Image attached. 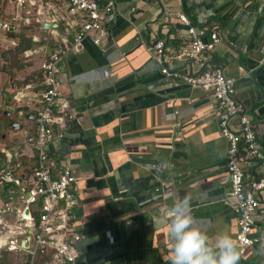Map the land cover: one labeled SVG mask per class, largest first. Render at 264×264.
<instances>
[{"label": "crops", "instance_id": "0c3cea01", "mask_svg": "<svg viewBox=\"0 0 264 264\" xmlns=\"http://www.w3.org/2000/svg\"><path fill=\"white\" fill-rule=\"evenodd\" d=\"M98 1L112 6L105 14L108 36L103 46L86 37L77 52L62 60L59 78L76 115L68 121L63 137L50 145L59 166L77 177L71 214L81 239L75 245L79 257L74 264H165L163 257L172 246L167 224L153 227L151 217L170 208L168 193L189 197L193 226L203 230L210 243L218 233L227 232L239 250L226 164L228 139L219 130L212 91L192 88L164 74L151 46L163 38L165 54L175 66L183 73L195 72L201 68L199 63L177 57L191 38L178 13L204 28L206 41L217 32L221 40L204 57L236 79L237 97L252 118L264 153V3L188 0L187 15L182 0ZM63 25L61 21L57 27L62 30ZM40 35L46 47L31 57L24 55L28 48L21 51L26 62L22 67L11 63L18 70L8 77L11 91L0 104V109L9 105L4 112L10 117L8 125L0 120V148H20L16 176L22 179H31L36 157L33 148L23 145L21 128L25 121L33 124L35 116L20 114L22 109L10 93L25 84L35 90L43 87L39 63L52 51L53 42L44 32ZM16 36L19 44L21 36L31 38L28 32ZM34 46L42 43L33 41ZM13 121L19 124L14 126ZM232 124L236 126L238 119ZM4 165L0 150V169ZM241 167L247 181L262 176L259 164L250 165L244 159ZM17 191L22 195L9 202L0 198V207L22 203L29 195L17 185L10 193ZM2 192L0 184V196ZM258 197L251 237L259 241L246 247L238 264H264V191ZM39 216L38 201L29 212V233L18 236L20 248L6 250L11 264L30 263L33 225ZM1 219L12 228L15 225L14 214L6 213ZM1 233L0 228V237ZM2 250L0 264H4ZM38 254L41 263L51 259L49 250L41 248Z\"/></svg>", "mask_w": 264, "mask_h": 264}, {"label": "built area", "instance_id": "2783aa9c", "mask_svg": "<svg viewBox=\"0 0 264 264\" xmlns=\"http://www.w3.org/2000/svg\"><path fill=\"white\" fill-rule=\"evenodd\" d=\"M260 1L264 3V0ZM111 9V5L101 4L98 0H0V52L19 45L16 35L23 32L29 33L31 41L42 43V46L26 49V57L36 55L46 47L40 32L53 42L52 51L39 63L43 87L35 90L31 84H25L17 87L12 97L17 108L22 109L20 114L35 113L34 123L25 121L21 128L23 145L35 150L36 164L31 179L16 176L21 166L20 148L16 151L5 145L0 148L5 158V165L0 169V184L14 182L29 194L22 203L0 207V217L6 213L15 215L13 228L0 220L3 238L0 249L20 248L18 236L29 233L31 206L40 202L39 221L33 225L34 249L29 264H74L79 257L75 245L81 236L72 226L71 214L75 205L72 186L77 177L69 168L60 167L50 153L54 139L63 137L68 121L76 115L59 73L62 60L77 52L86 37L103 46L108 36L105 14ZM178 17L187 24L191 38L181 47L177 57L197 62L201 68L195 72H181L172 57L165 54L163 38L157 40L151 50L164 74L180 78L192 88L212 91L218 108L219 130L228 139L226 164L231 180L230 197L234 200L232 209L238 219L236 239L241 256L246 247L259 241L251 237V232L255 226L258 194L264 191V153L258 146L252 118L237 97L236 79L227 76L219 64L204 57L212 53L221 37L213 31L211 39L206 41L203 39L204 28H197L183 13H178ZM61 21L64 22L62 30L57 26H43L45 22L60 25ZM234 118L238 119L236 126L232 124ZM244 159L250 165H261L262 176L250 177L247 181L241 167ZM41 248L51 252V259L44 263L36 258Z\"/></svg>", "mask_w": 264, "mask_h": 264}, {"label": "clouds", "instance_id": "9594fccd", "mask_svg": "<svg viewBox=\"0 0 264 264\" xmlns=\"http://www.w3.org/2000/svg\"><path fill=\"white\" fill-rule=\"evenodd\" d=\"M167 196L170 208L151 217L153 227L167 224L172 246L163 257L165 264H238L240 252L230 234L220 232L210 243L205 232L193 226L189 197Z\"/></svg>", "mask_w": 264, "mask_h": 264}, {"label": "rangeland", "instance_id": "374dc122", "mask_svg": "<svg viewBox=\"0 0 264 264\" xmlns=\"http://www.w3.org/2000/svg\"><path fill=\"white\" fill-rule=\"evenodd\" d=\"M12 62H14V65L16 66L18 64L26 63L24 61V58L21 57V51L19 50L11 51V53L8 54V57L3 56V52H0V104L4 103V99H5L4 96L11 91V84L9 83L10 80H8V77L12 75L11 72L13 73L15 70H18L17 68L15 67L13 68L11 66ZM28 62L31 63V61ZM38 71L39 70H35L37 75H40ZM20 72H25V71H20ZM8 104H11V102ZM8 109H9L8 106H6V108L0 109V120H4V122L6 121L7 125L10 117H8V115L5 114L4 110L6 111ZM2 252H3L2 258L4 259V264H11V256H9V252H7L6 250H2Z\"/></svg>", "mask_w": 264, "mask_h": 264}, {"label": "water", "instance_id": "95a60500", "mask_svg": "<svg viewBox=\"0 0 264 264\" xmlns=\"http://www.w3.org/2000/svg\"><path fill=\"white\" fill-rule=\"evenodd\" d=\"M45 27H49L51 26L49 23H44L43 24ZM52 26H57L56 23H53ZM14 96V91L12 93H10V97H13ZM8 114H11V112H8ZM29 117H34L35 116V113L34 112H31L28 114ZM14 126L15 124H19L18 121H13L12 123ZM16 186V184L14 182H4L3 184V192H2V195L0 196V198L3 199L4 202H9L15 198H17L18 196H21L22 195V192L21 191H17L15 193H10V190L12 188H14ZM0 256H1V251H0Z\"/></svg>", "mask_w": 264, "mask_h": 264}, {"label": "trees", "instance_id": "16d2710c", "mask_svg": "<svg viewBox=\"0 0 264 264\" xmlns=\"http://www.w3.org/2000/svg\"><path fill=\"white\" fill-rule=\"evenodd\" d=\"M182 4H183V9H184L185 13L187 15H190V9H189V6H188V0H182ZM32 46H33V41H31V38H26L24 36H21L20 44L17 47V50L23 51L24 49L32 47ZM10 53H11V50L5 51V52H3V56L8 57V54H10ZM19 65L20 64H18V67H22L23 64L21 66H19Z\"/></svg>", "mask_w": 264, "mask_h": 264}, {"label": "bare ground", "instance_id": "6f19581e", "mask_svg": "<svg viewBox=\"0 0 264 264\" xmlns=\"http://www.w3.org/2000/svg\"><path fill=\"white\" fill-rule=\"evenodd\" d=\"M2 241V239H0Z\"/></svg>", "mask_w": 264, "mask_h": 264}]
</instances>
